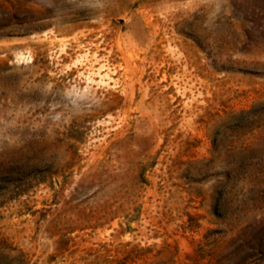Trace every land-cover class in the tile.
Returning <instances> with one entry per match:
<instances>
[{"label":"rangeland","instance_id":"obj_1","mask_svg":"<svg viewBox=\"0 0 264 264\" xmlns=\"http://www.w3.org/2000/svg\"><path fill=\"white\" fill-rule=\"evenodd\" d=\"M0 264H264V0H0Z\"/></svg>","mask_w":264,"mask_h":264},{"label":"bare ground","instance_id":"obj_2","mask_svg":"<svg viewBox=\"0 0 264 264\" xmlns=\"http://www.w3.org/2000/svg\"><path fill=\"white\" fill-rule=\"evenodd\" d=\"M154 19V18H153ZM118 44V43H117ZM91 45H94L93 47H89V48H87L88 49V53H89V55L88 54H86V55H88L87 57H86V61H87V71H88V75L90 76H92V75H98V77H99V84L101 83V84H107L108 85V82H110L111 81V79L112 78H110L109 77V75H108V72H109V70L108 69H110V68H108V66H109V64H108V58H106V57H104V56H99V54H98V50H97V46L98 45H96V44H91ZM90 45V46H91ZM119 47V46H118ZM125 49H127V47L125 48ZM110 51H111V49H110ZM109 51V52H110ZM126 51V50H125ZM130 51V50H129ZM109 52H108V54H109ZM129 54V53H128ZM108 56V55H107ZM124 57H123V61H124V67H128L129 68V64H131L130 62H129V59H128V57L126 56V55H123ZM132 61V60H131ZM134 66V65H133ZM132 67V66H131ZM108 68V69H107ZM114 68V67H113ZM121 68V67H120ZM126 69V68H125ZM113 70V69H112ZM128 70V69H127ZM131 70H132V68H131ZM126 71V70H125ZM102 72H104V74H102ZM113 72V71H112ZM114 72H116V71H114ZM131 72V71H130ZM129 72V74H131ZM110 73V72H109ZM126 73V72H125ZM132 74H134V73H132ZM112 75H114V74H112ZM115 80V79H114ZM113 81V80H112ZM114 82V81H113ZM117 83V82H116Z\"/></svg>","mask_w":264,"mask_h":264}]
</instances>
